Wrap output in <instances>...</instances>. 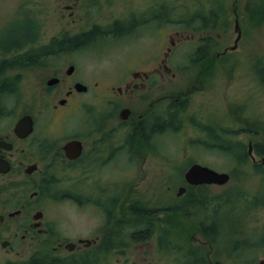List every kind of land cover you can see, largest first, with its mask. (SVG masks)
<instances>
[{
	"label": "flooded vegetation",
	"instance_id": "flooded-vegetation-1",
	"mask_svg": "<svg viewBox=\"0 0 264 264\" xmlns=\"http://www.w3.org/2000/svg\"><path fill=\"white\" fill-rule=\"evenodd\" d=\"M115 2L52 0V17L61 28L48 40L49 44L68 41L95 27L101 32L94 39L62 51L105 41L117 44L150 31L153 22L173 19L168 14L159 17L154 8L130 18L115 15L110 18L100 11L103 4L111 7ZM233 4L231 11L237 34L233 45L224 46L223 43L219 13L222 8L214 11L213 24L202 20L207 13L202 9L198 23H177L179 28L174 33L178 37L168 33L170 46L163 54H150L136 67H129L123 73L119 70L121 74L116 80L103 81L105 85L101 87H95L99 82L81 75L73 63L68 64L65 71L62 66L52 65L50 58L54 59V55L62 52L57 50L40 55L35 63L8 70L7 75L25 67L43 68L45 73L33 72L30 92L23 102L15 96L25 80L24 75L15 77V90H0V264H111V255H125L133 242L143 245L157 234L159 218L155 213L160 209L167 222L170 221L173 198L165 200L159 208L156 201L151 204L150 198L137 190V184L123 183L111 177L113 182L106 181L104 175L125 174V171L117 172L121 158L135 162L133 171L136 172L140 169L137 158L168 156V151L161 146L163 137L182 130L185 111L195 91L207 92L212 85L217 86V82L211 85L212 75L222 65L223 58L232 59L229 53L240 48L243 37L241 16L247 14V26L254 29L255 15L260 14L264 28V0H234ZM148 10L150 12L146 13ZM103 20L106 21L101 22ZM237 21L242 33L236 45ZM118 23L125 30L118 32L115 28ZM213 30L214 35L210 34ZM37 35L32 33L29 38L35 42ZM248 37L246 55L252 66L257 57L256 74L259 84L264 87V44L258 53L252 33L248 32ZM188 43L193 46L180 55L183 60L176 63L173 52ZM234 45L237 47L232 49ZM197 64V74H192L182 88L175 89L177 71L191 74L190 68ZM25 116L31 117V121L27 120L25 126L19 128L18 124ZM158 122L164 126L152 128ZM191 123L196 135L191 144L223 153V138L216 129L208 126L201 116L192 118ZM259 143H264V135ZM257 144L250 139L246 152L247 158L258 168L257 173L261 174L264 152L257 150ZM150 169L155 171V167ZM187 169L183 172V182H186ZM119 177L122 179L121 175ZM166 186L167 189L163 186L160 191L171 189V185ZM188 186L202 185L187 183L180 187H185L186 193ZM154 189L151 185L150 190ZM63 203L79 214L71 216L63 212ZM134 205L147 207L151 213L138 218L131 209ZM170 232L166 229V237L161 236L163 246H170ZM201 234L205 237L206 232ZM263 236L264 232L260 239ZM202 239L200 237L197 244L201 245ZM247 242L251 244L248 239H242V245ZM187 243L191 245L190 241ZM185 253L187 257L183 264H206V257L200 250L196 251L197 263L191 259L194 254L191 255L190 247ZM261 259L264 258L250 264H257Z\"/></svg>",
	"mask_w": 264,
	"mask_h": 264
},
{
	"label": "rangeland",
	"instance_id": "rangeland-1",
	"mask_svg": "<svg viewBox=\"0 0 264 264\" xmlns=\"http://www.w3.org/2000/svg\"><path fill=\"white\" fill-rule=\"evenodd\" d=\"M233 3L234 0H210L209 5L204 7L205 12L209 13L222 8L219 13H221L220 23L224 46L233 45L237 35L234 31L235 16L231 11ZM150 8H154L159 13L161 11L165 17L167 14L173 17L172 22L160 21L161 24L153 22L149 26L150 31L146 30L139 37L119 41V43L116 42L117 44L105 41L77 50L62 51L54 55V59L50 58V63L58 68L62 66L64 71L68 64L73 63L78 67L81 75L91 81H98L99 85L95 87H101L102 84L105 85L103 81L116 80L121 72L127 71L129 67H136L150 54H163L167 46H170L168 33L178 37L174 33L179 28L175 20L187 18L188 15L199 12L198 7L191 0H167V2L164 0H116L111 7L103 4L100 11L110 18L114 15L130 18L134 17L133 14H140ZM52 11V0H0V39L11 29L16 31L20 27L30 26L28 22L32 21L34 26L30 28L33 33H38L37 40L34 42L33 38H29L24 42L26 44L23 48L12 51L17 54L27 48L48 45L50 43L48 40L61 28L58 23H54ZM182 13H186L187 16L184 17ZM246 18L247 14L241 16L240 24L243 29V37L239 42L240 48L229 53L233 56L232 59L223 58L222 65H219L217 72L212 75L214 81L212 80L211 85L214 82H217L218 85H212L207 92L195 91L191 97L190 105L185 111L182 130L168 136L165 134L166 136L163 137L161 146L164 151H168L166 153L168 158H137L136 162L140 169L136 172L133 171L135 162L126 157L121 158L117 164V172L125 171V174H119L122 179L115 173L104 175L106 181L113 182L111 179L117 178L123 183L137 184V190L145 193L146 198H150L151 204L156 201L159 208L162 207L165 200L171 198L174 199L172 208L180 207L177 214L175 212L171 214L169 222H167L165 214L162 215L161 209L156 212L155 216L159 218L158 227H156L158 235H154L148 243L143 245L133 242L125 255H111V264H183L187 257L185 253L187 247L191 248V255L194 254L191 259L196 263L199 262L196 253L199 250L206 257V264H250L259 258H264V247L261 245L262 240L260 239L264 232V204L248 209L253 197L264 193V167L260 166L263 172L259 174L257 173L258 168L250 158L240 162L219 150L202 149L198 145L191 144V139L196 138L191 120L192 118L198 119L199 116L207 121L208 126L216 129L222 138L230 140L237 147L241 145L246 151L250 139H253L254 143H259L263 139L264 87L259 84L256 74L259 67L255 60L257 57L254 58L252 66L250 57L246 53L248 32L252 33V38H254L255 51L261 53V46L264 44V28L261 26L260 14L255 15L257 20L254 21V29L247 26ZM104 21L106 20L101 22ZM68 26L69 29L72 28L71 25ZM214 33V30L210 32L212 35ZM1 44L3 43L0 41ZM191 46L193 44L188 43L173 52L172 55L174 60H177L176 63L183 60L180 55L188 51ZM3 54L0 50V60L5 57ZM190 69L191 74L177 71L174 78L175 89L182 88L185 82L193 76L192 74H197L198 64ZM33 72L45 73L43 68L25 67L14 69L13 74H8L13 78L18 74L25 76V80L20 84L18 94L15 96L16 100L23 102L28 97ZM2 73L7 74L8 69ZM247 73L254 78L250 79ZM108 75L110 78L106 79ZM237 128L240 129L237 131ZM236 131L238 133H234ZM243 132L249 134L245 136L242 134ZM192 162L208 165L218 171L227 172L231 176L227 184H213L194 189V193L199 196L207 192L211 195L230 194V202L218 211V232L213 237V241L201 234L204 232L200 226L202 225L201 221L206 218L205 210H191V205L186 204L187 209L183 213L182 206L186 193L177 195L180 186L187 184L182 181L183 172ZM142 167L146 169H142ZM150 167H155V171ZM166 180H168L166 185H171V189L160 191L163 186L167 189V186L163 185ZM146 185L147 187H145ZM151 185H154L156 189L150 190ZM207 188L208 190H205ZM61 206L63 212L71 216L79 214L71 206L66 208L64 203ZM210 219L207 218V220ZM166 229L172 231L169 237L171 241L169 247L167 244L163 246L160 243L161 236L166 237ZM200 237L203 238L201 245L196 242ZM242 239H248L251 244L248 245L247 242L242 245ZM237 240H239L238 243ZM188 241L191 245H188ZM235 249L236 251H234Z\"/></svg>",
	"mask_w": 264,
	"mask_h": 264
},
{
	"label": "trees",
	"instance_id": "trees-1",
	"mask_svg": "<svg viewBox=\"0 0 264 264\" xmlns=\"http://www.w3.org/2000/svg\"><path fill=\"white\" fill-rule=\"evenodd\" d=\"M167 2V0H164ZM201 11L204 9L205 6L209 5L210 0H191ZM186 6V4H183ZM185 16H187L186 13H182ZM162 13L160 11L159 17H161ZM199 12H196L192 15H188L187 18H180L179 20H175L176 23H185V22H190V23H198L199 19ZM188 20V18H190ZM205 18V19H204ZM202 20H204L207 24H213L215 22V13L214 12H207L206 16H203ZM172 21L169 19L168 22ZM174 21V20H173ZM167 22V20H166ZM34 22L29 21L28 24L30 26H23L20 27L16 31H8L5 33L0 41L3 43L0 45V50L1 53H4L3 55L6 57L3 60H0V90L7 89V90H15L16 89V83L15 81L17 80L16 78H11L7 74L2 72H6V69H11L14 66H22L25 65V63H35L40 55L46 54L49 52H52L53 50L57 51H62L64 49H68L70 47L76 46V45H83L87 43L88 41H91L92 39L95 38L96 35L100 34V29L95 27L90 31L84 32L81 35L75 36L68 41H59L58 43L55 44H48L44 47H40L39 49H33L30 48L26 51H23L21 54H16L15 51L16 49H21L24 47L26 43H24L26 40L29 39V35L33 33V30L30 27H33ZM116 30L118 32H122L125 30L122 24H116L115 26ZM19 32V33H18ZM8 55H12L10 58H7ZM177 127V123L175 124ZM164 126V123H156L152 128L156 129H161ZM257 150L264 152V143H258L257 144ZM222 151L224 154L230 155L231 158L236 159L237 161H244L247 158V152L244 150L241 145L240 147H237L234 145L233 142L230 140L222 139ZM202 187H208V186H197V188H202ZM194 189L196 187L194 186H188V190L184 196V204L182 206L183 213L187 209L185 207L186 204L191 205L190 208L191 210L193 209H202L205 210L206 212V218L202 220V225L200 226V229L204 230L206 232V237L208 240L213 241V237L217 235V229H218V223H217V217L219 216V210L226 206V203L228 204L230 202V194L228 193H221V194H209L207 192L204 195H200L197 193H194ZM205 190H208L205 189ZM228 195V196H227ZM228 198V199H227ZM264 204V193L260 194L259 196L253 197V200L249 203L248 209H252V207H257L259 205ZM132 212L134 215H136L138 218L146 216V214L151 213V209L147 207H141V206H132ZM180 210V207H174L173 213L177 214V212ZM207 218H211L210 220H207ZM208 221L207 223H205ZM106 240H109L107 238ZM262 243L261 245L264 244V236L261 238Z\"/></svg>",
	"mask_w": 264,
	"mask_h": 264
},
{
	"label": "water",
	"instance_id": "water-1",
	"mask_svg": "<svg viewBox=\"0 0 264 264\" xmlns=\"http://www.w3.org/2000/svg\"><path fill=\"white\" fill-rule=\"evenodd\" d=\"M236 29H238L239 31V34L236 40V45H237V42L239 38L241 37V33H242L238 21L236 22ZM236 45L232 46V49H235L237 47ZM70 71H72V67L69 69V72ZM27 120L31 121V117L29 116L23 117L20 123L18 124V127L23 128ZM30 128H31V124H30ZM185 179H186V182L189 184L224 185L230 180V174L224 171H218L207 165L194 162L190 165V167L185 172ZM184 192H185V187H180L177 195H182ZM257 264H264V259H261Z\"/></svg>",
	"mask_w": 264,
	"mask_h": 264
}]
</instances>
